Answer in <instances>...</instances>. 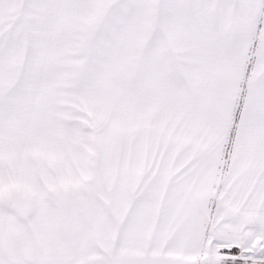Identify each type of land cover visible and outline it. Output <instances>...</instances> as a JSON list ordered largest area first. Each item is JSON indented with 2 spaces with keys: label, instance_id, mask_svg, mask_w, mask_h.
<instances>
[{
  "label": "snow or ice",
  "instance_id": "obj_1",
  "mask_svg": "<svg viewBox=\"0 0 264 264\" xmlns=\"http://www.w3.org/2000/svg\"><path fill=\"white\" fill-rule=\"evenodd\" d=\"M0 264H264V0H0Z\"/></svg>",
  "mask_w": 264,
  "mask_h": 264
}]
</instances>
